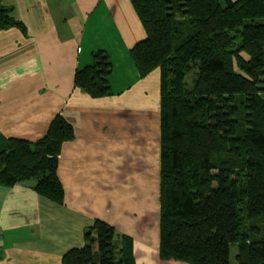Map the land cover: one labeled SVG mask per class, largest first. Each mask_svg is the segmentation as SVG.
Wrapping results in <instances>:
<instances>
[{
    "label": "trees",
    "instance_id": "16d2710c",
    "mask_svg": "<svg viewBox=\"0 0 264 264\" xmlns=\"http://www.w3.org/2000/svg\"><path fill=\"white\" fill-rule=\"evenodd\" d=\"M145 40L130 55L140 78L161 72L160 258L187 264H264V0H130ZM21 27L0 0V31ZM75 73L93 99L113 95L104 51ZM196 67L192 85L187 76ZM76 138L57 115L39 140L0 135V186L35 181L62 205L63 145ZM63 264H136L131 238L102 221Z\"/></svg>",
    "mask_w": 264,
    "mask_h": 264
},
{
    "label": "crops",
    "instance_id": "0c3cea01",
    "mask_svg": "<svg viewBox=\"0 0 264 264\" xmlns=\"http://www.w3.org/2000/svg\"><path fill=\"white\" fill-rule=\"evenodd\" d=\"M21 27L0 31V135L36 141L57 115L62 205L36 182L0 186V264H63L96 221L131 238L136 264L160 259L161 72L140 78L130 55L146 31L130 0H3ZM104 51L113 95L93 99L75 73Z\"/></svg>",
    "mask_w": 264,
    "mask_h": 264
},
{
    "label": "rangeland",
    "instance_id": "374dc122",
    "mask_svg": "<svg viewBox=\"0 0 264 264\" xmlns=\"http://www.w3.org/2000/svg\"><path fill=\"white\" fill-rule=\"evenodd\" d=\"M237 6L240 5L243 0H233ZM195 73H196V67H193L191 69V72L189 73V75L187 76V83L189 86L192 85V80L194 79L195 77ZM237 253H238V249H237V246L236 245H232L231 246V264H237L236 262V256H237ZM161 259V258H160ZM162 260V259H161ZM163 261V260H162ZM185 263V262H183Z\"/></svg>",
    "mask_w": 264,
    "mask_h": 264
}]
</instances>
